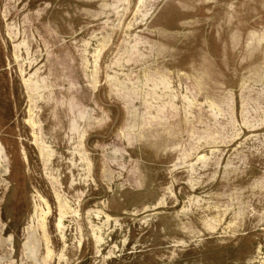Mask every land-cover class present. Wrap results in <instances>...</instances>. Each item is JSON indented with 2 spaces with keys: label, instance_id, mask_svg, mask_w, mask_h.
<instances>
[{
  "label": "rangeland",
  "instance_id": "374dc122",
  "mask_svg": "<svg viewBox=\"0 0 264 264\" xmlns=\"http://www.w3.org/2000/svg\"><path fill=\"white\" fill-rule=\"evenodd\" d=\"M0 264H264V0H0Z\"/></svg>",
  "mask_w": 264,
  "mask_h": 264
}]
</instances>
